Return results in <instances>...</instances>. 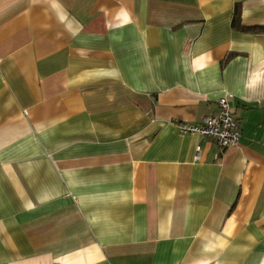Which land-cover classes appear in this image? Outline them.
<instances>
[{
  "label": "crops",
  "instance_id": "1",
  "mask_svg": "<svg viewBox=\"0 0 264 264\" xmlns=\"http://www.w3.org/2000/svg\"><path fill=\"white\" fill-rule=\"evenodd\" d=\"M0 264H264V0H0Z\"/></svg>",
  "mask_w": 264,
  "mask_h": 264
},
{
  "label": "built area",
  "instance_id": "2",
  "mask_svg": "<svg viewBox=\"0 0 264 264\" xmlns=\"http://www.w3.org/2000/svg\"><path fill=\"white\" fill-rule=\"evenodd\" d=\"M175 125L180 132L199 134L213 140L220 148L237 145L241 134L239 123L232 115L225 97L218 100L217 111L204 116L199 123L178 122ZM198 152L197 148L196 157Z\"/></svg>",
  "mask_w": 264,
  "mask_h": 264
},
{
  "label": "trees",
  "instance_id": "3",
  "mask_svg": "<svg viewBox=\"0 0 264 264\" xmlns=\"http://www.w3.org/2000/svg\"><path fill=\"white\" fill-rule=\"evenodd\" d=\"M231 22H232L233 26H238L239 25V13H238L237 10L235 11V14L233 15V18H232Z\"/></svg>",
  "mask_w": 264,
  "mask_h": 264
}]
</instances>
